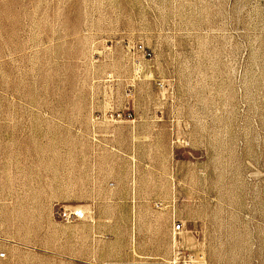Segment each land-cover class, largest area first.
Returning <instances> with one entry per match:
<instances>
[{"label":"rangeland","instance_id":"rangeland-1","mask_svg":"<svg viewBox=\"0 0 264 264\" xmlns=\"http://www.w3.org/2000/svg\"><path fill=\"white\" fill-rule=\"evenodd\" d=\"M0 264H264V0H0Z\"/></svg>","mask_w":264,"mask_h":264},{"label":"built area","instance_id":"built-area-1","mask_svg":"<svg viewBox=\"0 0 264 264\" xmlns=\"http://www.w3.org/2000/svg\"><path fill=\"white\" fill-rule=\"evenodd\" d=\"M160 86H162V85L160 84ZM128 117H131V115H128ZM75 215L78 216V214H75ZM182 227H183V225H182L181 222L174 221V223H173V232L174 233H179L182 230Z\"/></svg>","mask_w":264,"mask_h":264}]
</instances>
